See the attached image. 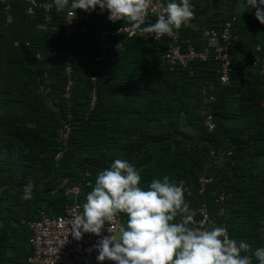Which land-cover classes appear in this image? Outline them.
I'll return each mask as SVG.
<instances>
[{"label":"trees","instance_id":"trees-1","mask_svg":"<svg viewBox=\"0 0 264 264\" xmlns=\"http://www.w3.org/2000/svg\"><path fill=\"white\" fill-rule=\"evenodd\" d=\"M192 1L195 4V17L187 26L179 29L180 40L191 39L196 48L201 49L206 43L205 30L222 25H213L214 16H222L223 23L226 18L235 15L223 11L221 14L207 13L209 8L217 9L222 3L230 1ZM20 3L24 4H13ZM88 14V25L94 31L118 26L103 16H95L91 12ZM250 17L256 19V16ZM157 18L153 15L150 23H154ZM237 18L232 30L239 37V32L234 28L238 23ZM31 19L38 28V24L44 21V11L38 9L35 18ZM63 19L64 15L56 12L47 29L38 28L41 30L39 36L13 46L15 76L24 80L21 83L24 88L5 99V102L14 101L15 107H0V264H30V231L22 224V219L38 218L40 210L50 214L67 213L71 202L67 189L75 184L80 185L79 196L83 204L95 184L97 173L110 167L116 159L127 160L134 165L141 174V185L144 187L153 179L169 176L183 188L189 205L196 206L204 200L211 206L213 215H216L218 206L216 195L226 190L231 195L224 202V216L217 219L226 221L231 239L249 244L251 239L258 236V229L264 227V221H258L259 218L264 220V175L259 188L253 180L239 173L242 167L238 160L239 145L236 147L233 144L247 142L248 139H238L233 133L237 128L228 127L222 99L228 93L237 70L252 71L264 79V56L261 54L257 59V44L250 47L249 64L245 66L242 62L239 68L233 53V43L231 54L234 73L227 86L220 83L219 63L213 59L195 60L190 68L178 67L173 71L162 66L166 76L181 75L182 82L174 97L179 106L173 109L169 105L170 100H173L172 95L168 96L161 88L166 79L162 77L157 83L144 71L145 65L142 68L138 66L143 62L141 57L132 55L133 51L128 50L130 46L155 49L157 59L153 64L160 67L158 42L146 43L139 38L119 34L111 39L106 57L100 60V45L96 35L92 36L90 44H86L81 35L67 39ZM77 19L80 22L79 17ZM55 40L66 41L67 48L63 50L65 52H59L58 59L49 68L46 67L47 57H42L34 64L24 61L23 57L31 43L40 45ZM25 41L30 42L27 47ZM68 63L73 67L74 84L67 98L64 92ZM90 64L95 65L94 72L98 77L97 101L91 111L88 108L91 89L95 84L87 75ZM204 71L212 74L206 75L201 87L193 89L191 84ZM45 74L50 79L49 97L40 92L37 83V79L43 78ZM204 84L214 85L218 97L214 105L217 124L214 132L208 131L204 125L200 102H191L192 90L203 100ZM131 105H135L133 109ZM70 113L73 115V129L69 148L57 162L55 155L61 145L59 129ZM223 138L229 139V144L225 145ZM224 149L232 153L220 163V150ZM202 174L214 176V181L204 195L199 193L198 179ZM64 179L68 181L66 184H63ZM29 182L35 185L34 196L25 201L22 199L23 188ZM186 187L190 189V194L185 191ZM237 203L241 206L238 207Z\"/></svg>","mask_w":264,"mask_h":264},{"label":"clouds","instance_id":"clouds-1","mask_svg":"<svg viewBox=\"0 0 264 264\" xmlns=\"http://www.w3.org/2000/svg\"><path fill=\"white\" fill-rule=\"evenodd\" d=\"M53 2L58 10L68 5V0ZM164 2L163 12L147 26L142 25L151 0H72L71 7L75 12L107 10L110 21H127L133 36L161 39L174 37L195 17L190 0ZM244 4L246 11L255 9L256 19L264 24V0H244ZM141 179L127 160H114L97 173L82 211L74 216L69 233L77 241L86 233L100 237L118 215L127 217L116 234L108 226L110 234L94 246L98 264L106 260L115 264H253V259L264 264V246L252 250L247 242L230 239L223 227H190L194 221L192 215H185L189 204L184 190L169 176L153 179L146 187ZM34 188L32 182L26 184L22 199L31 200Z\"/></svg>","mask_w":264,"mask_h":264},{"label":"built area","instance_id":"built-area-1","mask_svg":"<svg viewBox=\"0 0 264 264\" xmlns=\"http://www.w3.org/2000/svg\"><path fill=\"white\" fill-rule=\"evenodd\" d=\"M69 5L62 10H58L53 0H0V5L5 9H9L15 2H23L25 4V13L31 18H35L38 9L44 11V21L38 24L39 29H47L49 24L53 20L55 13H62L64 15V35L67 39H73L77 35H81L86 44H90L92 36L96 35L100 45V60H103L109 49L111 39L119 34H126L129 37L139 38L144 42H158L160 44V60L163 66L170 70H175L178 67L190 68L195 60L206 61L213 59L219 63L218 74L219 81L222 85L227 86L231 83L232 75L234 73V65L232 60L231 48L234 41L237 39V35L233 33V24L236 20L235 16L226 18L220 27H210L204 32L206 43L201 49H197L191 39L184 41L180 40L179 30L174 37H163L161 39H153L152 35L146 34L143 37L133 36L131 25L125 21L112 22L108 19V11L103 12L97 8L96 11L91 12L95 16H103L109 22L118 24L116 28H106L99 31H94L92 27L87 24L80 23L77 19L78 12L81 9H75L71 7L72 0H68ZM221 2H236L244 0H220ZM192 9L195 8V4L190 0ZM166 4L164 0H151L148 15L145 17V23L142 26H146L151 22L153 15L158 16L163 12ZM255 12V9L251 10ZM75 13V14H74ZM19 41H15V45H19ZM29 41H25V45H29ZM257 59L262 53H264V45L257 44ZM94 64H90L87 75L90 77L93 84L91 89V99L88 110L94 109L97 101V80L98 77L94 72ZM65 72L68 76L67 85L65 87L64 96L69 97L71 94V88L74 84L73 67L71 64H67ZM264 72V66L262 68ZM47 73V72H46ZM39 90L46 96H50L51 86L48 79V74H45L38 80ZM216 94L204 90V99L202 105V116L204 118V125L208 131L214 132L217 128V124L214 117V103L216 102ZM73 115L70 113L67 115L66 120L63 121L62 126L59 129L60 149L55 155V160L59 162L67 152L69 148L70 137L73 129ZM231 151H227L226 155L220 157V163H223L228 156L231 155ZM214 181V176L210 174H202L199 179V193L204 195L205 190ZM67 179L63 180V184H66ZM185 191L191 193L190 189L186 187ZM70 192L76 197L69 207L67 213L63 214H50L46 210H40L38 218L28 219L23 218L22 224L26 225L30 231L29 243L32 247V254L28 258L30 264H98L96 257L98 252L95 250V245L100 239L108 236V226L113 234L118 232V228L122 223V214L118 215L110 225H106L102 230L101 236L97 237L93 234H84L82 239L77 241L71 235L70 229L72 227V221L74 216L82 211V203L78 199L77 195L80 192V185L75 184L70 188ZM231 194L226 190L220 191L215 198L218 206L215 209L216 215L211 213V206L202 201L196 206L189 205V208L185 215L193 216V224L190 227L195 228H208V227H223L227 230V234L231 239L230 232L227 228L226 221H218L217 217H223L225 213L224 202ZM103 264H115L113 261H104Z\"/></svg>","mask_w":264,"mask_h":264},{"label":"crops","instance_id":"crops-1","mask_svg":"<svg viewBox=\"0 0 264 264\" xmlns=\"http://www.w3.org/2000/svg\"><path fill=\"white\" fill-rule=\"evenodd\" d=\"M20 4H12L9 9H5L0 5V107L2 109L15 107L14 101L5 102V99H9L7 97L15 95L24 88L21 84L24 80L16 78L15 76L16 66L12 59V55L15 52L13 51V46H19L21 45V41L39 36L41 31L36 27L33 20L25 14V11L23 10L25 4ZM221 7L222 10H220ZM221 7L217 9L209 8L207 13L209 15L213 14V12L215 14H221V11H223L222 13L226 12L228 15L230 13L238 17V23L234 28L239 32V37H237V41L235 40L236 42H234L233 53L239 68L240 65L242 66V62L247 66L251 59L252 48L250 47H253L255 43L264 45V24H261L257 19L250 17L251 15L255 16V14L252 11H246L247 8L244 2L230 1L229 3H222ZM88 16V12L85 13L83 10L78 12L80 23L88 25ZM223 18H226V16ZM213 20V25L222 24V16H214ZM248 25L251 26V28H249ZM15 41H19L20 44L15 45ZM27 48L28 51L23 57L27 64L37 63L42 57H47L46 67L49 68L51 63L56 62L58 59L59 52H65L63 50L67 48V42L55 40L40 45H34L31 43ZM128 50L133 51L132 55L135 56L137 54L141 57V61L143 62H140L138 66H141L142 68L143 65H145L146 68L144 71L148 76L158 81L157 83H159V79L162 77L166 79V82L161 85L162 91L165 94H168V96L172 95L173 100H170L171 102L169 105H171L173 109L177 108L179 102L174 100V97L177 95V89L182 82L181 75L178 73L166 76L163 67L166 69L167 67L162 64L160 67L157 64H153V61L157 59V51L153 48L142 49L140 47L133 48L130 46ZM262 55L264 56L263 53ZM262 60L264 61V59ZM240 70L236 71L234 81L229 85L230 88L227 90L228 93L225 95V98L222 99L223 109L225 110V114H227L225 122L228 124L229 128H237L233 133L235 132L238 139L245 138V141L248 139L247 142L233 144V146L236 147L239 145L238 160L239 164L242 166L239 168V173L243 174L247 179L253 180L254 185L260 188L261 178L264 175V79L252 71L247 72ZM202 74L203 75H200L199 78H195L193 84H191L193 89L201 87L203 79L207 78L206 75H211L212 73L204 71ZM39 79L40 77L37 79L38 84ZM205 89L208 92L216 94L214 92V85L204 84L202 86V96L204 95ZM170 98L171 97H169V99ZM198 98V93H195L192 90L191 99L193 101L191 102H193V104L200 102L202 106L203 100L201 97ZM134 106L135 105H131L130 108L133 109ZM2 112L4 113V111ZM241 129L243 131H241ZM222 141L225 145L229 144V139L227 138H223ZM221 150L219 154L220 157L227 152L225 149L224 151ZM67 194H69V199L71 200L70 204H68V206H70L76 196L70 192V188L67 189ZM77 197L80 200L79 194ZM237 204L238 207L241 206L240 203ZM122 216L123 220L121 224L125 223L127 219L125 215L122 214ZM258 221L262 222L264 220L263 218H259ZM249 245L252 250L264 246V227L258 229V236L251 239ZM247 254L251 255V252H248ZM253 264H258V261L253 259Z\"/></svg>","mask_w":264,"mask_h":264}]
</instances>
